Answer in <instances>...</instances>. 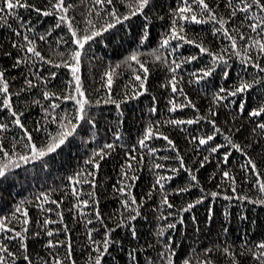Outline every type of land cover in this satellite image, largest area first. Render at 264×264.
I'll return each mask as SVG.
<instances>
[{"label": "trees", "instance_id": "obj_1", "mask_svg": "<svg viewBox=\"0 0 264 264\" xmlns=\"http://www.w3.org/2000/svg\"><path fill=\"white\" fill-rule=\"evenodd\" d=\"M30 2L35 3L37 7H47L50 0H30ZM69 2H74L77 5V12L72 14L79 26L83 28V15L88 13V10L95 4V0H69ZM119 2L120 0H117L118 6ZM209 2L211 3L212 0ZM229 2L230 0H221L222 6L218 9L221 16L230 14L227 10ZM232 2L234 4V0ZM175 3L176 0H157L154 11L157 15L166 16ZM18 11L21 16L36 25L35 31L31 29L29 31H32L31 38L38 41V48L43 55L53 59L67 58L66 56L62 58L54 56L50 51V49L57 48V38L63 35L62 31L53 30L45 40L39 41V34L56 21L54 16L46 17L30 9H19ZM8 25L0 21V67L6 69L10 91L15 93L23 85V78L28 76L31 65L14 67V57L22 50L13 48L11 42L15 39H22V37L16 36L13 32V28L18 25V22H14V18H8ZM210 27L211 23L193 24L190 27L186 26L185 32L189 39H197L213 50L219 51L221 45L227 46L229 42L220 34L212 33ZM162 31L161 22L153 20L150 39L146 42L149 48L157 47L158 34ZM248 35H252L250 30ZM63 38L68 39L67 36ZM135 39L133 32L117 27L109 30L108 35L102 34L90 48L86 45L87 51L82 57L80 74L89 99L96 97L104 99L106 97L107 82L102 79L103 74L108 69L109 62L114 64L115 61L127 55L128 50L136 47V44L133 43ZM58 50L63 51V46ZM140 51L143 54L142 59L150 68L146 83L148 91L131 100L124 101L121 105L122 115L121 110H117L112 103L92 104L89 112L98 122L95 126V140L88 139L89 133L79 131L74 139L70 138L72 139L71 143L63 147V150L50 154L43 163L33 161L13 169L12 175L0 183V216L10 215L17 202L22 199L26 203L31 201V203H27L30 216L27 243L29 245L28 254L34 264H40V261L36 259L37 256L47 261L48 264H52L53 258L56 256L63 259L67 251L66 245L48 246L46 240L51 238L55 241L64 239L65 236L70 238L71 255L76 264H88L89 255L93 257L96 255L88 238V230L92 229L91 239L93 241L101 240L106 230L104 225L112 229V239L108 252L102 257V264H132V258L128 253L133 250L137 264H154V262L161 264L158 245L166 237L171 238L170 242L173 243L176 250V256L173 258L176 264H182L185 258L190 259L191 264H199L201 260L206 259H211L214 264H230L231 257L223 251L225 247L236 253V259L240 264H256L257 258L245 251L247 248L245 242L252 244L264 239V205L255 203L256 197L264 198V193H261L256 186V180H264V134H261L257 127L260 117H249L247 111L250 107L256 106L254 102L258 100L257 94L264 92V81L254 84L248 92L235 97L237 103L229 106L225 101L220 106H215L212 101V93L216 90L215 88L206 89L203 83H197L194 80L189 82L188 73L199 67L200 62H186L182 65L183 71L177 70L183 79L182 82H178L180 90L173 94L170 86H165V81L170 78L166 66L160 61H154L144 46H140ZM196 52H198L196 45L184 42L175 54L168 53V56L171 58L172 55H175L179 59L181 56ZM228 55H231V52ZM201 56L207 59L206 54H201ZM240 63L239 59L234 58L230 77L224 80L219 79L218 76L214 77L213 83L231 87L240 71ZM245 67L248 72L240 74L247 79L252 78L250 75L252 71H258L251 66ZM48 69L57 71V77L50 82V88L60 91L67 87L66 82L71 78L70 71L63 67L55 68L53 65L45 64L44 68L37 67L33 69V72L39 71L41 74L47 75ZM115 72L117 75L114 76L111 95L112 99H120L125 91V86L128 91H131L129 81L134 82V79L130 70L124 66L116 68ZM261 76H264V73ZM185 93L197 105L199 116L207 115L209 120L198 119L197 123L183 125L164 123L165 120L186 119L197 114L196 109L187 105V100L184 98ZM172 95H175L178 103H184L186 107L177 108L175 112L171 111L168 102ZM38 96H40L39 88L34 89L30 94L21 93L18 98L13 97L14 106L18 110L26 108L22 119L30 127V130L33 128L34 121L42 116L41 105L31 103ZM153 97L155 100L152 99ZM244 97H247L246 110L236 116L238 101ZM40 99L44 105H47L48 101H44L42 96ZM153 104L156 105L157 111L150 112L149 109ZM210 105L216 107V116H212L208 112ZM64 108L71 110V104L62 102L61 109ZM9 115L10 113H5L3 109H0V120L7 119ZM233 116H236L235 120ZM212 118L217 119V124L223 129L214 137V143L221 144L222 148L218 149L217 153H212L211 157L201 165L198 161L208 156V151L203 145L197 148V142L190 138L194 135L207 133L211 129L210 119ZM155 121L161 122L156 125V129L164 132L175 143V148L167 147L168 141L163 137H153L150 141L145 142L146 148L139 147L137 142L145 128L149 122L154 123ZM51 128L55 130L56 125H51ZM116 131L121 132V137H115ZM19 132L20 130L16 128L15 130L9 129L5 133L6 147L12 142L13 136L18 137ZM226 135L234 143H240L257 162L261 176L256 177L255 180L245 179L247 170L242 171L239 165L247 158L238 149L230 148ZM113 139H116V146L111 154L101 161L100 168L92 176V179L96 180V184L94 186H91L90 182L78 184V190L83 189V191L77 197L70 190V185L74 182L70 181L69 177L78 170L82 174L87 172L88 166L85 164L87 156L94 148L102 147L104 143L111 142ZM133 144H137L136 149L131 147ZM211 146H213V142H209L208 148L210 149ZM151 147L157 148V153H149L147 149ZM176 149H179V155L184 157V167H177ZM226 150L230 151L227 168L236 177L235 192L232 191L228 178L221 179L220 175L221 169L224 167L220 160L223 151ZM128 152L137 157V160L133 161V169L138 179L132 181L130 187L132 193L137 196L139 215L135 220L128 221L127 224H120L121 216L127 219L128 214L132 213V209H125L122 204V199H130V197L127 193L118 191L122 179L120 166L127 158ZM141 152L143 157L140 156ZM156 163L173 165V168H176V174L165 182L163 192L159 190L158 186L152 191L151 199H148L146 193L151 185L156 183L155 175L164 172L171 174L173 170L168 167L155 168L154 164ZM44 164H47V167H44ZM189 168L193 169L199 183L192 181L188 172ZM125 170L127 171V169ZM84 179L89 180L87 176H84ZM189 182L193 187L188 188L187 192L172 190L177 187H186ZM93 190L96 194L95 197L92 196ZM213 191L218 193L217 196L209 195ZM45 192L50 193V199L46 201L43 198L40 201L34 199ZM201 193L207 197L206 200L194 205L192 209L185 210V204L196 199ZM163 194L168 195L171 207L161 204ZM229 196L231 199L228 198ZM243 196H252L253 199L245 200L242 198ZM82 199L89 200L88 205L82 206L84 211L75 207L76 201ZM57 201L59 203H56ZM38 203H43L44 209L37 208ZM48 208H51L52 211H46ZM225 209L228 210L229 215L225 214ZM95 210H99L102 220L93 219ZM61 213L63 214L62 220L59 218ZM47 217H51V222L44 226L43 222ZM180 217L183 219L181 220ZM173 221H175L174 228L166 230L162 236L157 235L162 225ZM133 224L137 229L135 237L131 235L130 225ZM12 225L18 229L20 227L15 221H12ZM65 225H67V231H64ZM46 229H60V231H53L49 237ZM34 232L41 234L34 236L32 235ZM7 235L12 234L9 232ZM0 239H5V242H9L13 250H17L19 253V238L8 241L7 236L0 234ZM205 248H209L211 251L205 254L203 251ZM15 264H26V261L18 254Z\"/></svg>", "mask_w": 264, "mask_h": 264}, {"label": "snow or ice", "instance_id": "obj_2", "mask_svg": "<svg viewBox=\"0 0 264 264\" xmlns=\"http://www.w3.org/2000/svg\"><path fill=\"white\" fill-rule=\"evenodd\" d=\"M157 0H120L119 6L117 0H95V4L88 10L86 15H83V28L77 23L75 16L72 14L77 12V5L69 0H50L47 7H37L35 3H31L30 0H0V21H3L8 25V18H14V22H18L16 28H13V32L22 39L12 40L11 44L13 48L20 49L14 59V67L21 65H31L28 76L23 78V85L13 93L10 91L9 80L6 78V69L0 67V109H3L5 113H10L7 119L0 120V183L7 180L12 175V170L18 168L21 164H28L33 161H40L43 163L50 154L56 153L58 150H63L67 144L72 142L75 135L79 131L89 133L88 139H96V119L93 118L89 112V108L92 104L112 103L116 106L117 110H121V105L124 101L133 99L140 96L143 92H147L148 88L146 83L149 78L150 68L147 63L142 59V52L140 46H144L147 52L152 56L154 61H160L166 66L167 71L170 74L169 80L165 81V86H170L171 92L175 94L178 89V82H182V77L179 76L177 70L183 71L182 65L186 62H200V66L196 67L192 72L188 73L189 82L193 80L197 83H203L206 89L215 88L212 93L213 105L220 106L222 102L227 101V104L231 106L237 103L235 97L248 92L253 88L254 84H260L264 81V0H232L227 4V10L230 14L227 16H221L218 9L222 6L221 0H176L175 6L172 7L166 16H160L155 13ZM19 9L34 10L37 14L43 16H54L56 21L42 33L39 34V41L45 40L49 33L53 30L62 31L63 35L58 37V44L56 49H50L54 56L67 57L66 59H53L50 56H45L38 48V41L31 38L32 31L36 30V25L25 19L19 13ZM241 17L243 18L241 20ZM38 19V17H37ZM158 20L162 24L163 31L159 33V41L157 47L149 48L147 41L150 39L152 21ZM211 23L210 31L212 33L220 34L222 37L228 40V45H221L219 51L213 50L211 47L206 46L202 41L197 39H189L185 28L196 25H203ZM11 27V25H8ZM127 26V27H126ZM119 27L120 29H126L133 32L136 38L133 43L136 47L127 51V55H124L122 59L114 62H109L108 69L104 72L102 79L106 80V92L107 95L104 99L96 97L95 99H89L85 93V89L81 79V65L82 57L86 54V45L88 48L92 44L96 43L102 34L108 35L109 30H113ZM31 29L32 31H29ZM231 29V30H230ZM23 30V31H22ZM251 31L252 35H248V31ZM235 33V34H234ZM67 36L65 40L63 37ZM186 42L196 45L198 52L195 54L181 56L179 59L175 55L169 58L168 53L175 54L179 47ZM239 42V43H238ZM63 46V51L58 49ZM231 52V55L228 53ZM201 54H206L205 59ZM11 55V53H8ZM239 59L240 71L237 74L236 80L233 81L231 87H225L223 84H214L213 78L219 77L224 80L230 77V73L233 70V59ZM38 62H42L39 63ZM46 65H53L55 68L63 67L70 71V79L67 80V87L57 91L49 87L53 78L57 77V71L48 69L47 75L41 74L39 71L33 72V69L40 67L44 68ZM121 66L130 70V74L134 79L129 81L131 84V91L127 90L122 93L120 99H112V85L114 83V76L116 68ZM245 66H251L258 71H252L250 73L251 79H247L240 73H247L248 69ZM40 89V96L44 101H48L47 105L43 104V101L38 96L33 99L31 103L41 105L42 116L40 119L34 121L33 128L30 127L22 119L26 108L18 110L14 106L13 97L18 98L21 93L30 94L34 89ZM258 100L255 101L256 106L250 107L247 111L249 117H260L257 122V127L260 129L261 134H264V92L258 93ZM57 97L59 98L57 100ZM184 98L187 100V105H190L192 109H196V115L190 118L181 119L174 118L171 120H165L164 123L173 125H183L197 123L198 119L209 120V116H199V109L193 101L187 97V93L184 94ZM155 100V97L152 98ZM247 97L240 99L237 105L236 116L241 115L246 110ZM70 103L71 110L64 108L61 109V103ZM171 111L175 112L177 108H185L184 103H178L175 95H172L169 100ZM210 105L208 112L212 116H216V107ZM150 112L157 111V107L153 104ZM121 110V115H122ZM233 116V119H236ZM119 123V118H118ZM160 121L149 122L141 138L137 144L140 148H146V141H150L153 137H163L168 141L167 147L175 148V143L169 139V137L162 131L156 129V125L160 124ZM56 125V129L53 130L51 125ZM211 129L203 135H194L190 139L197 142L196 147L201 145L205 146V150L208 151V156L203 157L198 161L203 165L207 159L211 157L212 153H217L218 149L222 148L219 143H214V137L223 129L217 124V119H210ZM20 130L18 137L13 136L12 142L8 147L6 144L5 133L9 129ZM90 130V131H89ZM255 131V129H253ZM35 133V135H34ZM115 137H121V132L116 131ZM72 138V139H70ZM227 143L231 149H238L246 161L240 163L239 168L247 170L245 179H253L261 176V171L258 168L257 162L248 154V152L242 147L240 143H234L231 138L226 135ZM209 142H213V146L208 148ZM137 144L131 145L133 149L137 148ZM116 146V139L111 142H106L102 147L94 148L87 156L85 164L88 166V171L81 173L76 171L69 177L70 181H73L70 185V190L75 193L77 197L80 196V192L83 189L77 188L78 184L89 183L91 186L96 184V180L92 179V176L100 168V163L106 156L110 155L114 147ZM149 153H157V148L151 147L147 149ZM177 155V167H184L185 161L182 155H179V149H176ZM143 157V153H140ZM126 159L121 164V186L118 191L120 193H127L130 199H122V204L125 209H132V213L128 214L127 219L123 216L120 217V224H127L128 221L135 220L139 215V204L137 203V196L131 191V182L138 179L135 170L133 169V161L137 160V157L132 155L131 152L126 154ZM230 157V151H223L220 163L224 165L221 169V179L228 178L231 183L232 191L235 192L236 177L231 170L227 168L228 160ZM167 159V157H165ZM139 163V162H138ZM47 167V164H44ZM155 168L163 169L165 167L172 168V173L164 172L163 174H156L155 181L149 188L146 197L151 199V193L154 189L163 192L165 182L170 180L172 176L176 174V168L173 165H165L163 163L154 164ZM127 169V171L125 170ZM191 175L192 181L199 183L197 176L194 174L193 169H188ZM254 174V175H253ZM215 175V173H214ZM84 176H87L89 180H85ZM256 186L261 193H264V180H256ZM193 187L189 182L186 187H177L172 189L175 192H187L188 188ZM217 192H210L212 197L217 196ZM227 195L226 193H221ZM95 191H92V196L95 197ZM50 199V193H41L40 196L34 197L35 200L40 201ZM206 196L201 193L196 199H192L185 204V210L192 209L194 205L199 204L201 201L206 200ZM231 199V197H228ZM245 200H252V196H243ZM31 203V201H27ZM25 200H20L11 211L10 215L0 216V234L7 236L8 241H12L14 238H19V253L17 250H13L9 242H5V239H0V264H15L18 254L22 256L26 264H34V261L29 257V208ZM56 203H59L57 201ZM98 203V201H97ZM255 203L264 205V198L256 197ZM88 199L77 200L75 207L84 211L83 205H88ZM161 204L171 207L167 194H163ZM43 203H38L37 208L44 209ZM46 211L51 212L52 209L48 208ZM211 212V209H209ZM134 213V214H133ZM225 214L229 215L228 210L225 209ZM59 218L63 219V214L59 215ZM93 219L102 220L99 210H95ZM182 220L183 217H180ZM195 219V217H193ZM12 221H15L20 225L19 229L12 225ZM51 222V217H47L43 224L46 226ZM91 223V221H88ZM106 230L103 233L101 240H92V229L88 230V238L91 242V247L96 251V255L93 257L89 255L88 264H102V257L108 252L110 247V241L112 239V229L104 225ZM131 235L137 236L136 226L130 225ZM175 227V221L167 225H162L158 236H162L166 230ZM48 236L52 235L53 231H60V229H46ZM64 231H67V225L64 227ZM12 235H7L8 233ZM41 233L34 232L32 235L39 236ZM171 238L166 237L165 240H161L158 247L160 248L161 264H176L173 259L176 256V250L173 243L170 242ZM48 246L66 245V253L64 258L56 256L53 258L52 264H76V261L72 259V245L70 238L65 236L64 239L51 238L46 240ZM245 244L247 248L246 252L251 256L256 257V264H264V239H260L257 242ZM243 247V246H242ZM205 254L211 251L209 248L203 250ZM225 253L231 257L230 264H240L236 259V253L225 247L223 249ZM129 257L132 258V264H137L134 250L129 251ZM40 261V264H48L39 256L36 257ZM151 260V257H149ZM155 264V262H154ZM182 264H191L190 259L185 258ZM199 264H214L211 259L201 260Z\"/></svg>", "mask_w": 264, "mask_h": 264}]
</instances>
